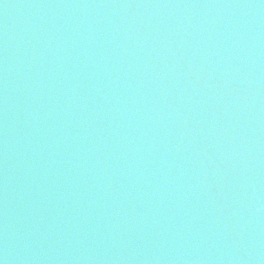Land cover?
I'll list each match as a JSON object with an SVG mask.
<instances>
[{"label":"water","instance_id":"water-1","mask_svg":"<svg viewBox=\"0 0 264 264\" xmlns=\"http://www.w3.org/2000/svg\"><path fill=\"white\" fill-rule=\"evenodd\" d=\"M0 264H264V0H0Z\"/></svg>","mask_w":264,"mask_h":264}]
</instances>
